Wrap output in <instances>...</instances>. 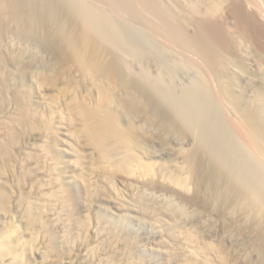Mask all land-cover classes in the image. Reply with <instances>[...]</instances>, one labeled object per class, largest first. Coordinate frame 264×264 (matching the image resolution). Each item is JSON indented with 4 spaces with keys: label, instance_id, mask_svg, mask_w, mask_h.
Masks as SVG:
<instances>
[{
    "label": "bare ground",
    "instance_id": "obj_1",
    "mask_svg": "<svg viewBox=\"0 0 264 264\" xmlns=\"http://www.w3.org/2000/svg\"><path fill=\"white\" fill-rule=\"evenodd\" d=\"M159 2L0 0V88L4 86V79L9 80L8 76L4 78L6 71L13 76L12 66L21 78L30 75L37 89V103L45 105L44 111L48 106H60L62 115L56 112L58 120H55L61 130L60 135L81 145L85 156H98L101 161L95 171L105 182L107 180L111 186L118 183L135 195L155 191L165 193L169 195L171 213L180 211L181 206H197L203 214L200 219L202 226L216 227L222 235L252 238L256 246H260L264 242V77L262 81L259 79L262 88H255L258 90L254 91V101L244 102L247 97L244 98L243 94V100L234 89L238 73L227 69L225 55H231L234 48H243V52L248 54L256 45L254 51L258 55L255 54L254 64L264 76V0H189L187 3L185 1L186 12L182 6L187 16L179 13L181 9L178 11L182 17L173 11L177 9V2L172 9L171 5L168 7ZM225 17L232 18L235 25H231ZM134 23L145 25L147 31L148 28L153 30L154 33L148 32L153 36L156 33L163 40L162 44L173 49H170L172 53L174 49H179L188 56L190 59L186 60L185 65L188 62V65L199 66L200 71L203 67L207 78L205 75L199 77L194 88L183 91L185 94L179 100L174 95L170 96V92H166L168 89L165 90L160 80L154 79L149 71L156 55L151 57L150 51L141 46L140 39L135 36ZM190 25L196 28L192 29L195 31L192 35ZM241 66L244 73V65ZM227 77L230 78L228 82L223 80ZM8 80L7 83L4 81V88L12 84ZM223 81L229 83L227 87L223 88L226 85H223ZM219 85L223 86L219 88ZM47 91L52 93L48 94ZM18 99H21L19 94L14 101L19 102ZM163 101L168 103L169 111L160 114V106H157ZM226 101H230L235 111L228 107ZM26 103L23 106L17 103L19 107L16 113L9 115L7 112L5 116H0V137L8 140V136L13 135V128L29 124L35 116L49 120L48 115L45 118L43 113L39 112L38 115L29 106L30 103ZM49 132L48 128L29 136L33 141L29 144L33 146L37 144L35 141L41 142L42 151L46 153L51 143ZM153 144L160 145L163 154L155 155L159 152L157 150L154 155L146 156L145 153L155 146ZM120 149H136L151 159L158 156L164 160V155L168 161L161 162V166L171 170L180 168L185 176L171 183L163 177L156 180L157 176L145 172L133 176L122 175L119 170H112L113 167L108 166L109 161L106 160L109 151ZM96 155L92 160L96 159ZM92 164L95 165L93 161ZM83 173L77 177L86 184ZM189 178L197 186L198 192L194 194L188 185ZM209 186L217 205V210L212 213L207 211L199 196L200 191L208 190ZM53 188L49 187L45 195L50 196ZM3 193H0V199L7 201L8 197ZM44 237L42 235L40 239L43 247L52 249ZM97 239L87 243L83 240L85 243L79 245L73 256L63 258V254L59 262L58 259L52 261L58 264H115L116 254L105 249L99 252L102 249L99 250L101 247ZM97 247L99 253L95 254ZM13 250V239L0 243V251H5L7 256ZM35 254L44 256L40 251H35Z\"/></svg>",
    "mask_w": 264,
    "mask_h": 264
},
{
    "label": "rangeland",
    "instance_id": "obj_2",
    "mask_svg": "<svg viewBox=\"0 0 264 264\" xmlns=\"http://www.w3.org/2000/svg\"><path fill=\"white\" fill-rule=\"evenodd\" d=\"M159 1L157 0V2ZM181 1V3L184 2L183 5L180 3V0H176L177 5H181L179 6L180 8L176 5L174 0H168L167 2L161 0L159 3H164V5L167 4L166 6L168 7L171 5V9L176 5L177 9L174 8L173 11L181 16L187 11L185 8L189 0ZM229 2L228 4L230 5L231 3ZM178 11L182 14L180 15ZM185 15L187 16V14ZM224 15H226V13H224ZM226 17L224 19L227 21L229 20L231 25L235 23L232 21V18H230V20ZM134 26V30H136L135 36L140 39L141 46L143 48L146 47V50L150 51L151 57L156 55L154 58L155 60L153 59L154 64L149 71L152 76H154V79L160 80L165 90L168 89L166 92H170V96L174 95V98L177 97L179 100V97L181 96V99L182 95L185 94L184 92L194 88L199 77L205 75L207 78L206 72L201 65L202 71H200L199 66H193L192 64H189V66L188 62L187 65H185L186 60L189 61L188 59L190 58L181 53L179 49H174L175 51L172 53L173 49L162 44L164 43L163 40L156 33L154 34L155 36H153V30L151 35L148 31H152L149 30L148 27L147 31L145 25L134 23ZM189 29L196 30L192 25H190ZM194 33L195 31L191 32V35ZM156 37L160 38L162 41H159L160 39L158 40ZM253 46H255L253 49L255 48L254 50H256V45ZM148 47L150 49H148ZM170 49L172 50L170 51ZM254 50L245 54L243 48H234V53L232 52L231 55L227 53L225 55L226 66H228L227 69L239 75H237L238 79H236L238 84L236 83L234 89H236L235 92L237 91V93L241 95L240 97L243 100L247 97L244 102H253L254 94H256L254 91L257 92L258 89L262 88L260 85L263 80L262 77L264 76H262L263 74L255 67L254 59L257 57L255 54L258 55V53ZM258 50L259 48L257 51ZM154 51L155 53H153ZM189 53L192 54L191 52ZM232 54L236 55L233 56ZM184 56L186 58H184ZM193 56L197 58L194 54H192V57ZM192 57L191 59H193ZM183 58L185 61H183ZM228 63L230 64L228 65ZM240 64L244 65V73L243 66ZM162 65H164V67H162ZM10 68L12 69L11 75L13 76H10L9 72L6 71L5 77H3L6 78L8 76L9 80L3 79L6 83L7 80L9 83H12L10 84L11 86L8 83L9 86L7 87L12 90H6L7 88H4L5 83L4 81L2 82L4 84V86H2L4 89L0 88V116H5L7 112L9 115L16 113L19 105L23 106L24 102L26 103V101H28L26 104L30 103L29 106H32L34 110L31 109L34 112L36 111L35 113L38 115L39 112L43 113L44 118L48 115L47 118L49 117V120L43 118H39V120L37 116H35L36 122L34 119L29 124H24L25 127L22 125L19 128L16 127L17 129L13 128L11 130L13 135L10 134L8 140L12 141L0 137V142L2 141L0 143V193H6L5 195H7L9 199H7V201L0 199V243L7 242L9 239H13L14 241V250L11 251L9 256L5 254V251H0V259L2 261V263L0 261V264H52V262H54L53 264H58L59 258L62 257L63 254L65 255L63 258L73 256L79 245L85 242H91L95 238H98V246L101 247L100 249L97 247L95 254L104 252V249L108 250L114 255L116 254L115 256H117V258L115 264H264V242L262 243L263 246L262 244L256 246L252 238L248 237L247 239L245 237L239 238L235 235H222L223 233L220 232V234L216 227L202 226L203 224L200 220L203 216L201 208L186 205L183 207L181 206V212L178 210L179 212L171 213L172 211L168 207L169 195L167 196L165 193L163 194L156 191L152 193L149 192V194H147L148 192L144 194L141 193L140 195L136 193L135 195L129 191L128 188H124L118 183L111 186L107 180L105 182L104 179L97 176L95 167L98 166L101 161L98 159V156L94 154L96 155L95 158L98 160V163H96V159L92 160L94 155L85 156L86 153L84 152L83 154L81 145L71 138H63L60 135L59 132L61 130L57 127V123H55V120H58V114L59 116L62 115L60 106L58 104L53 107L48 106L46 107L47 111H44L45 105L39 102L37 103L39 99L36 97L37 93L35 92L37 89L34 82L31 80L32 77L27 75L25 78L24 76L21 78L20 75L18 76L19 72L16 68V70L13 66ZM159 68L162 69L159 70ZM157 70L160 71L159 74L161 75L158 74L159 71ZM164 70L165 72H163ZM15 71L18 73L17 75ZM240 72L242 73L240 74ZM162 75H166V77ZM240 75H243V77ZM161 76L162 78H160ZM224 79L226 82L230 80L228 77L223 78V80ZM162 80L164 84H162ZM225 83L223 81V85ZM228 84L229 83H226L224 86L219 85V88L222 86L223 88L227 87ZM256 87L258 88L257 90L255 89ZM7 91L16 93H7ZM47 93L51 94L52 92L47 91ZM18 94L19 98H21L18 99L19 102L14 101V99L17 100ZM227 102L228 101H226V103ZM17 103L20 104L17 105ZM229 104L230 101L227 105L228 107L231 106L230 108L233 110L232 104ZM159 106L161 108V110L160 108L158 109L160 114L169 111L167 110L168 103H166V101H163L162 104L158 103L157 107ZM165 106L167 107L165 108ZM50 108L52 111H55L51 112ZM163 109L166 110L164 111ZM233 111H235V109ZM123 125H125V123H123ZM48 128L50 130L49 141H51V143L50 146H48V151L45 153L42 151L43 146H41V142L35 141L38 145L34 144L33 146L29 144L33 142L29 139V136L42 133ZM172 144L174 143L172 142ZM153 145L155 146L151 145L152 148L149 147V149H151H148L151 151L150 154L149 151L145 153L146 156H151L154 152L157 153V150H159V152L155 155L163 154V148L160 145L159 147L157 146L158 144ZM126 151L125 149L112 150L106 154V160L109 161L107 165L111 168L113 167L112 170H119L122 175L127 174L133 176V174H140L142 172L144 174L145 172L154 175L153 177L157 176L156 180L165 178V181L167 180L171 183L176 178L185 176L183 170L180 168H177L178 170L176 168L171 170L162 167L161 162L168 161V158L164 155V160H162V157L160 158L158 156L151 159L147 158L136 149ZM86 158H88V160H86ZM88 161H90V163ZM92 161L95 165L92 164ZM148 163L153 165H148ZM79 173H83L86 177V184L78 180L77 175ZM188 180H190V178ZM188 183L190 190H192V194L198 192L193 179L188 181ZM48 186L54 187L50 196L45 195V192L49 189ZM193 188L195 189L193 190ZM207 188L208 190L202 189V191H200L202 195L199 194V196L202 202L207 206V211L212 213L213 210H217V205L215 206L212 188H210V186ZM206 191L210 192L207 193ZM116 194H118V196ZM33 231L37 232L34 233ZM94 231L97 233H93ZM42 235L46 237H44V239L48 240L46 244H49L52 249L46 246L45 248L43 247L44 245L40 240ZM252 240L254 244L251 242ZM255 246L260 248L258 249ZM46 249L47 251H49V249L51 251L47 252ZM98 249H102V251ZM35 251H40L44 256L39 257L38 254H35ZM45 252L47 253L45 254ZM50 252L51 256H49ZM57 254L60 255L56 256ZM37 258L38 260L36 261L35 259ZM54 259H58V262L52 261Z\"/></svg>",
    "mask_w": 264,
    "mask_h": 264
}]
</instances>
